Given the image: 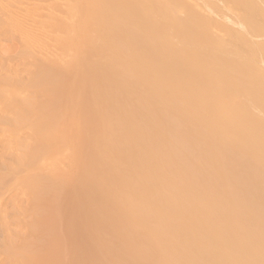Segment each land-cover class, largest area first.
Masks as SVG:
<instances>
[{
    "label": "bare ground",
    "instance_id": "1",
    "mask_svg": "<svg viewBox=\"0 0 264 264\" xmlns=\"http://www.w3.org/2000/svg\"><path fill=\"white\" fill-rule=\"evenodd\" d=\"M17 1L0 0V35L21 45L0 58L16 85L6 143L28 129L18 162L55 170L47 187L24 183L54 205L35 222L66 201L71 234L55 221L76 264H264V0H36L61 11L44 20ZM52 222L47 241L68 239ZM39 243L19 264L72 252Z\"/></svg>",
    "mask_w": 264,
    "mask_h": 264
},
{
    "label": "rangeland",
    "instance_id": "2",
    "mask_svg": "<svg viewBox=\"0 0 264 264\" xmlns=\"http://www.w3.org/2000/svg\"><path fill=\"white\" fill-rule=\"evenodd\" d=\"M28 3H26V2ZM19 0V1H17V2H23L24 3V5H27L28 7H30L33 11H35L36 13H37V19H39V20H44V19H46V17H45V12L47 13V8H42V7H44V6H50V5H52L53 7H52V14L53 15H56V16H61L62 14H61V11L59 10V9H57L56 8V6L54 7V2H49V3H46V2H40V1H37V2H34V1H36V0H28V1H30V2H28L27 0ZM45 3V4H44ZM41 4H42V6H41ZM32 6H35L34 8L32 7ZM39 9V10H38ZM42 9V10H41ZM40 10L41 11H43L42 12V14H41V12H40ZM55 12V13H54ZM41 14V15H40ZM44 15V16H43ZM43 16V17H42ZM14 40V42L16 43H14V42H12ZM2 43H4L5 44V46L3 47L2 45H4V44H2ZM7 44V45H6ZM16 46H14V45ZM19 44V45H18ZM18 45V46H17ZM0 54L2 55V53L4 52V55H2V56H0V58H1V61L3 60V61H8V59L14 54V53H17L19 50H20V48H21V45H20V43H19V41L17 40V39H12L11 38V36H10V32L9 31H4V32H2V34L0 35ZM8 46V47H7ZM10 47V48H9ZM11 47H12V50H11ZM14 47H15V49H14ZM1 48L2 49H4L3 50V52H2V50H1ZM5 48H7V51H9V53L5 50ZM14 49V50H13ZM8 53V54H7ZM11 54V55H10ZM10 55V56H9ZM9 56V57H8ZM22 75V76H21ZM19 76H20V78H19ZM24 75L23 74H19L18 75V80H23V79H25V80H23V81H25L24 83H22V81H20V83H18V86L20 85L21 87H25V85H27L28 86V81L32 78V77H30L28 74L27 75H25L26 76V78H23L22 79V77H23ZM24 76V77H25ZM28 77V78H27ZM3 78H5V79H3ZM0 140L1 139H3V140H1V142H0V264H19V259H18V257H21V255L25 252V253H28V252H31V250H33L34 249V251L33 252H35L36 251V253H37V256H38V254H40L41 252H42V254L44 255V253H43V251H44V248L45 247H41L40 246V248H38V244L37 243H39V242H37L40 238H39V236L42 234V236L41 237H43V235H44V238H45V240L44 241H42V238H41V240H39V241H42V243L40 242L39 244H44V243H46L45 245H51L52 243H55L56 245H58V248H55L56 247V245H53V249H56L55 250V253L57 252V249H59L60 250V247L62 248V246H63V249H64V247H66V250L69 252V251H72V250H77L78 248H77V246H75L76 248H74L73 246H74V244L71 242L72 240V235H69V234H71V230H69V227H70V225H71V223H70V225H69V219L68 218H70V217H68L67 219H68V222H67V227H66V225H62V224H64L66 221H67V219H66V217H67V215L68 216H70L71 214H66V213H68V211H69V213H73L72 212V210H68L69 208H68V205H67V203H66V201H64V199H63V204H62V198L60 197V202H61V204L60 205H62V206H65L64 205V203L67 205V207L65 208V207H62L63 209L65 208L66 209V212H61L63 209L61 208V206L60 205H57V204H59L60 202L58 201L57 202V204L55 205V210L54 211H56L58 208L57 207H60L59 208V211H60V213H58V214H60L59 215V218L60 219H56L55 218V220H58V221H60V222H64V223H61V225H57L58 224V221H55L54 219H52L53 220V222H52V220H51V222L53 223V224H56L57 226H59L60 228L57 230V226H55V225H53V229L54 228H56V230L59 232L60 231V229H62V228H64V227H66V229L68 230V231H70L69 232V234H67V233H65L64 231H67V230H65V229H62L61 230V232H59V233H61V234H67V236H65V238L66 237H68V239H66V240H69L70 239V241H68V242H66V240L63 238L64 237V235H63V237H61L62 235H60V234H58V233H56V234H58V235H60L57 239H58V244L55 242V241H57V239L55 240L53 237H54V235H52V234H49V232H50V228L52 227V225H51V222L49 223L48 221V223L46 222V224H44L43 222V224L42 225H40L41 224V222L39 223L38 221H39V218L37 219V221L35 222V219H36V217H38V215H42V213L44 212V213H46V212H48L49 211V209L50 210H53L54 209V207L52 208V207H50L51 206V204H52V201L50 202L51 204H50V206H48L49 208L48 209H46L47 208V206H45V204H44V206L43 205H41V207H44V208H42L41 209V207H39V206H37L36 207V204H33V202H34V196H33V194L24 186V183L26 182V181H33L34 182V184H35V186H41V187H47V183H49V181H48V177L50 176V175H52V173L53 172H55V170H54V166L52 165L53 163H52V160H50V159H38L36 162H29V165L28 164H26V165H24V166H22V163H20V162H18V157H17V155L19 156V158H20V155L17 153V151L18 152H20L21 154L22 153H25L26 152V145H27V147H29V146H31L32 144H34V141H32V142H30L31 140H33V138H32V136H31V134H29V132H26V131H29L28 129H22V130H20V131H18V133H17V136L18 137H20L19 135H21L22 137H24L23 138V140H20V143H22V146H24V144H25V147H24V149L22 148V146H21V144H20V147L22 148V150L20 149V147L19 148H17V149H19V150H17V149H15L14 151L12 150L11 151V149H10V147H9V144H7L6 142H7V139L6 138H8V136H9V133H10V129H8L7 130V128H6V126L8 125L7 123L9 122L8 120H10V116H12V113H10L9 111H8V109H9V106H10V104H13V102L15 101V97H14V95H13V92L16 90V85H14V84H12V81H10V79L8 80V79H6V77L5 76H3V72L0 70ZM27 79V80H26ZM6 80H8L7 82H6ZM11 82V83H10ZM9 83V84H8ZM23 84V85H22ZM19 86V87H20ZM26 86V87H27ZM30 89V90H29ZM26 88L24 91H23V93L25 94V96L27 97V100L31 103V105H32V103L34 104V103H37L38 102V97H37V93H36V91L35 90H31V89H34V88ZM34 92V93H32V92ZM28 93V94H27ZM30 93H31V95H30ZM34 94V95H33ZM13 95V96H12ZM34 97H36L35 99H33ZM30 98V99H29ZM11 99V100H10ZM33 99V100H32ZM9 102V103H8ZM11 102V103H10ZM9 104V105H8ZM4 105H5V107H4ZM8 105V106H7ZM9 118V119H8ZM41 122V129H42V131L43 132H47V130H48V128H47V117L45 116V114L43 115H41L40 116V119H39ZM42 120H44V122H42ZM6 121V122H5ZM4 123H6V125L4 124ZM43 123V124H42ZM46 123V124H45ZM5 128V130H4V128ZM1 128H2V130H1ZM46 128V129H45ZM6 132V133H5ZM20 133V134H19ZM8 134V135H7ZM29 134V136L31 137V138H28L27 137V135ZM26 135V136H25ZM25 137H27V138H25ZM4 139H5V141H4ZM27 139V140H26ZM25 141V142H24ZM30 142V143H32V144H26L27 142ZM17 150V151H16ZM25 151V152H24ZM27 161H29V160H27ZM48 161V162H47ZM43 163V164H42ZM50 163H51V165H50ZM48 164V165H47ZM20 165V166H19ZM28 165V166H27ZM51 166L50 168L48 167V166ZM46 166H47V168H46ZM18 169H17V168ZM44 167V168H43ZM52 167H53V170H52ZM42 168H43V170H42ZM48 169V170H47ZM50 169L52 170V172L50 171ZM50 171V172H49ZM21 176V177H20ZM45 178V179H44ZM15 180V181H14ZM40 180H42V182L40 181ZM46 185V186H45ZM18 186V187H17ZM16 188H20L21 190H19V189H16ZM24 188V189H23ZM25 189H27L26 190V192H25ZM24 190V191H23ZM22 191V192H21ZM28 191V192H27ZM63 193V192H62ZM61 193V194H62ZM62 197H64V193H63V195H62ZM65 198V197H64ZM48 202V204H49V201H47ZM55 203H56V201H55ZM47 204V205H48ZM52 206H54L53 204H52ZM38 207L41 209L40 211L42 212H40V211H38V215H36L35 213L37 212V210H39L38 209ZM36 209V212H34L35 211V209ZM44 209H45V211H44ZM48 210V211H47ZM68 210V211H67ZM65 211V210H64ZM43 213V214H44ZM52 211H51V213L49 212V214L52 216ZM62 213V214H61ZM48 214V213H47ZM58 214H54L53 213V215H57L58 216ZM46 215V214H45ZM49 215V216H50ZM48 216V217H49ZM50 216V217H51ZM40 217V216H39ZM52 217H54V216H52ZM80 218L81 217H78L77 218V221L78 222H81L80 221ZM88 218H90V216L88 217ZM88 218H86V219H84V220H87L88 221ZM92 218V217H91ZM91 218H90V220H91ZM66 219V220H65ZM89 220V221H90ZM88 221V222H89ZM35 222V223H34ZM37 222L39 223V224H37ZM57 222V223H56ZM59 222V223H60ZM72 222V221H71ZM78 222H77V224H78ZM86 222V221H85ZM88 222H86V223H88ZM90 222H92V223H88L87 225H89L90 224V226H92L93 225V219L90 221ZM34 224H36V227H33V225ZM66 224V223H65ZM92 224V225H91ZM40 225V226H39ZM43 225H45V227H48V226H51V227H49V229L50 230H48V232L46 233V231H47V229L48 228H45L44 227V229H45V233H42L43 232V230L40 228L41 226H42V228H43ZM48 225V226H47ZM86 225V226H87ZM35 226V225H34ZM39 227V229H40V231H42L41 232V234L39 235V234H37V233H39V229H38V227ZM92 227H94V225L92 226ZM37 228V231L35 232L36 233V235H37V237L39 238V239H35V237H34V233L32 232L34 229H36ZM33 229V230H32ZM56 230L54 229L53 231H55L56 232ZM64 230V231H63ZM32 232V233H31ZM55 232H53V233H55ZM51 233H52V230H51ZM102 233V232H101ZM55 234V235H56ZM45 235H46V237H45ZM49 235H52L51 237H50V240L52 241V239H53V241H52V243H51V241H49L50 242V244H49V242L47 241L48 240V236ZM58 235H56V237L58 236ZM100 236H102L103 237V234H101ZM43 238V239H44ZM47 238V239H46ZM61 238V242L60 243H62L63 242V239H64V245H62V244H60L59 245V239ZM63 238V239H62ZM65 243H66V245H65ZM37 244V245H36ZM67 244H71V245H69L70 247V250H69V248H68V245ZM45 245H43V246H45ZM62 245V246H61ZM73 245V246H72ZM37 246V247H36ZM55 246V247H54ZM50 247H52V246H50ZM72 247L74 248V249H72ZM36 248H38L37 250H39L40 251V253H38V251L36 250ZM43 248V249H42ZM68 248V249H67ZM27 249H30L29 251L27 250ZM41 249H42V251H41ZM53 249L51 250V248L49 249V250H51L50 251V253L51 252H53V256L51 257V258H55V254H54V251H53ZM25 250V251H24ZM79 251H80V249H78ZM24 251V252H23ZM28 251V252H27ZM67 251L66 252H64V253H62L61 252V250H60V252L62 253H60L59 251V255L61 256V258H62V255L64 256L66 253H67ZM77 252V251H76ZM71 253V254H70ZM73 251L72 252H69V253H67V256L66 257H64V258H67L68 257V259H66V260H63L64 258H62V259H60V258H58V259H60V264H65V262L67 261V263L66 264H68V262H69V264H70V261L72 260L73 261V263L72 264H76V262L74 263V260H73ZM77 253H79V252H77ZM29 254V253H28ZM31 254H34V253H31ZM36 255V254H35ZM52 255V254H51ZM58 255V257H60ZM69 255H70V257H69ZM41 257H42V255H40ZM50 255H48V258H50L49 257ZM56 257H57V255H56ZM46 258V257H45ZM50 258V259H51ZM42 259H44L43 257H42ZM92 258H90L89 259V261H88V259H86L88 262H85L84 264H93V259L91 260ZM46 259H44V261H45ZM62 260V261H61ZM79 261H77V264L79 263L80 264V262H81V264H83L82 262H84V260H81V259H78ZM81 260V261H80ZM49 261V260H48ZM48 261H47V263H44V264H48ZM53 261V260H52ZM63 261H65V262H63ZM71 261V262H72ZM91 261V262H90ZM46 262V261H45ZM51 262V261H50ZM56 262H59L58 260L56 261V260H54V262H53V264L55 263L56 264ZM63 262V263H62ZM90 262V263H89ZM57 264H59V263H57Z\"/></svg>",
    "mask_w": 264,
    "mask_h": 264
}]
</instances>
